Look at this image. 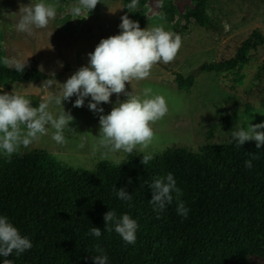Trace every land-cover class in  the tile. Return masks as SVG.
I'll return each mask as SVG.
<instances>
[{"label":"trees","instance_id":"16d2710c","mask_svg":"<svg viewBox=\"0 0 264 264\" xmlns=\"http://www.w3.org/2000/svg\"><path fill=\"white\" fill-rule=\"evenodd\" d=\"M127 6L131 0H122ZM141 7L129 12V19L145 29L147 18ZM207 0H196L191 11L203 26L209 24ZM127 10V9H126ZM259 38L258 29L248 35L234 56L205 62L201 69L216 72L234 68L246 57V47ZM0 48V84L37 83L51 78L37 63L24 72L2 63ZM70 63L55 73L61 80L68 72H77ZM178 89L189 91L195 75L175 73ZM216 126V125H213ZM213 128L198 149L181 146L161 153L147 165L133 151L124 164L108 160L96 170L62 164L46 149L19 151L9 159L0 156V216L27 236L33 247L7 259L14 264H95L100 255L96 245L108 257L107 264H199L203 257H213L210 264H229L234 251L247 239L264 238V147L256 143L217 142ZM252 153L258 159H252ZM252 160V168L245 166ZM172 173L181 189L180 199L190 209L187 217L177 213L176 193L163 212L149 203V185L157 177ZM129 179L132 183L129 184ZM125 187L132 199L121 200L114 194ZM114 210L117 217L127 213L137 221L135 244L126 243L113 231L104 230V215ZM92 227L102 230L97 238ZM252 251L264 255V248ZM5 257L0 256V264Z\"/></svg>","mask_w":264,"mask_h":264},{"label":"rangeland","instance_id":"374dc122","mask_svg":"<svg viewBox=\"0 0 264 264\" xmlns=\"http://www.w3.org/2000/svg\"><path fill=\"white\" fill-rule=\"evenodd\" d=\"M41 0H0V48L4 57H16L37 63L52 74L61 71L65 64L73 67L89 65V53L94 52L102 39L121 32V17L130 16L122 0H100L92 12L84 11L75 17L71 8L78 0H44L56 3L57 15L44 29H34L33 35L16 31L22 13L20 9ZM141 0H138L140 8ZM196 0H145V29L165 24L166 30L174 31L182 37V47L177 57L168 64L155 65L149 78L126 83V90L142 95L143 89L150 87L154 94L165 96L169 112L153 125L154 138L143 151L139 146L137 154H151L155 159L161 153L176 147L186 146L198 149L205 143L207 131L213 128L217 142L238 143L232 136L240 129L247 130L250 124L264 123V0H207L206 10H210L209 24L200 25L192 16ZM7 12L13 15H4ZM161 17H164L162 20ZM258 29L259 38H254L246 47V57L234 68L223 67L216 72L201 69L205 62L218 61L234 56L242 41ZM62 62L63 67L60 66ZM193 73L195 83L189 91L180 90L175 82V73ZM75 71L68 72L59 81L63 84ZM44 81L37 83H15L10 87L0 84V94L11 93L14 86L31 99L33 107H39L58 93L59 87H43ZM133 87V88H132ZM77 96L63 102L66 112L74 121L69 125L75 132L65 130V142L57 143L53 138L54 129L28 148L46 149L62 164L74 168L96 170L103 160L115 163V158L124 164L128 158L123 151L109 153L104 158L105 149L100 147L99 117L101 113L89 109L91 97L85 98L83 107H74ZM111 103L100 105L110 114L117 100L128 99L124 94L111 96ZM54 115L60 112L54 101L50 104ZM216 125V126H213ZM259 131H264L260 129ZM256 142L254 140L247 143ZM3 155L0 152V156ZM264 248V238L247 239L234 251L229 264H264V255L252 251L254 245ZM213 257H203L199 264H210Z\"/></svg>","mask_w":264,"mask_h":264},{"label":"clouds","instance_id":"9594fccd","mask_svg":"<svg viewBox=\"0 0 264 264\" xmlns=\"http://www.w3.org/2000/svg\"><path fill=\"white\" fill-rule=\"evenodd\" d=\"M99 3L100 0H78L71 8V13L79 17L84 11L92 12ZM137 6L138 0H131L126 8L133 12ZM57 7L56 3H45L44 0L23 7L20 9L22 13L20 19L14 25L16 31L33 35L34 29L46 28L49 22L56 18ZM206 11L211 15L210 10ZM13 14L15 13H4L6 16ZM121 20L120 34L102 39L94 52L88 54V66L81 67L63 84L56 80L54 72L50 79L44 81L43 87L51 89L55 85L59 87V91L50 100H42L39 107H33L31 99L21 94L15 86L11 93L0 94V152L6 158L10 159L21 147L28 148L47 135L49 127L55 130L52 138L57 143L65 142V130L75 132V129L69 128L74 117L65 111L63 102L74 95L77 96L74 107H83L85 98L90 96L89 109L101 113L99 117L101 127L97 139L100 147L106 150L104 158H108L109 153L123 151L131 154L138 146L141 151L149 146L154 138L153 125L168 114V103L165 96L154 94L150 87L144 88L142 95L134 94V90L128 92L126 83L132 86L133 81L149 78L153 67L160 62L171 63L182 47V37L174 31L166 30L164 23L141 29L139 22L129 19L127 14L122 16ZM2 63L10 69L24 72L28 60L4 57ZM58 63L63 67L62 62ZM113 94H117L118 97L124 94L128 99L123 102L118 99L110 114L102 115L104 109L100 105L111 103L110 98ZM53 101L61 109L58 115L49 110ZM260 129H264V123L255 125L249 123L247 130L240 129L233 132L232 136L239 146L254 140L257 142V149H260L264 147V131H259ZM251 155L252 159H258L255 153ZM113 158L117 165L121 164L120 158ZM153 158L151 154H144L141 163L147 165ZM245 166L251 169L252 160H246ZM131 183L129 179V184ZM149 187L152 190V199L149 203L153 205L154 210L163 212L166 205L173 202L175 192L177 213L187 217L190 209L180 199L181 189L177 187V181L172 173L155 178ZM114 194L121 200L132 199V195L125 187L119 188L118 191L114 188ZM104 220V230L111 232L114 228L126 243L135 244L138 224L129 214L117 217L116 212L110 209L105 213ZM90 234L99 238L102 230L92 227ZM32 247L30 239L22 236L8 217L0 216V256L5 257L3 264H14L13 260L7 259L14 251L19 255ZM96 250L101 254L93 256L95 264H107L108 257L103 254V249L96 245Z\"/></svg>","mask_w":264,"mask_h":264}]
</instances>
